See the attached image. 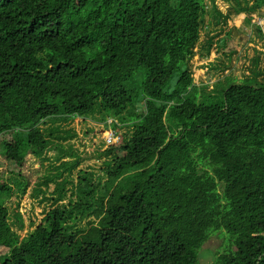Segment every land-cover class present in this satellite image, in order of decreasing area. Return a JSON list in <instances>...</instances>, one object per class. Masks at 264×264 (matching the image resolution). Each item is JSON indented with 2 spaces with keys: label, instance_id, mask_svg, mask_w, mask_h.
<instances>
[{
  "label": "trees",
  "instance_id": "obj_1",
  "mask_svg": "<svg viewBox=\"0 0 264 264\" xmlns=\"http://www.w3.org/2000/svg\"><path fill=\"white\" fill-rule=\"evenodd\" d=\"M205 13L204 0H0L3 160L21 171L43 156L46 120L133 122L109 147L120 156L88 230L55 207L20 241L0 199V264H197L221 230L235 250L214 264H264V84L200 100L187 64ZM217 46L237 48L229 35Z\"/></svg>",
  "mask_w": 264,
  "mask_h": 264
},
{
  "label": "rangeland",
  "instance_id": "obj_2",
  "mask_svg": "<svg viewBox=\"0 0 264 264\" xmlns=\"http://www.w3.org/2000/svg\"><path fill=\"white\" fill-rule=\"evenodd\" d=\"M204 4L199 42L187 64L200 100L218 96L231 84H264V37L257 30L260 27L264 34V14L248 9L246 0H204ZM227 35L237 45L230 57L217 46ZM144 111V106L139 105L137 115L141 117ZM123 118L125 122L121 123L120 117L97 110L91 116L62 124L46 120L41 128L50 147L41 157L30 154L21 171L0 155V182L11 190L0 199L20 241L43 225L46 214L55 207L63 213L65 225L75 230H88L97 221L88 216L100 209L99 200L107 191L105 170L120 156L117 148L111 151L109 147L118 142L119 136L129 137L133 131V122L126 114ZM111 135L114 137L109 143ZM25 184V192L20 193ZM78 202L83 207L74 208ZM232 250L235 242L230 235L216 231L200 250L197 264H214L218 256Z\"/></svg>",
  "mask_w": 264,
  "mask_h": 264
},
{
  "label": "crops",
  "instance_id": "obj_3",
  "mask_svg": "<svg viewBox=\"0 0 264 264\" xmlns=\"http://www.w3.org/2000/svg\"><path fill=\"white\" fill-rule=\"evenodd\" d=\"M246 5H248L249 7L260 5L261 8L256 11L264 14V0H246Z\"/></svg>",
  "mask_w": 264,
  "mask_h": 264
},
{
  "label": "built area",
  "instance_id": "obj_4",
  "mask_svg": "<svg viewBox=\"0 0 264 264\" xmlns=\"http://www.w3.org/2000/svg\"><path fill=\"white\" fill-rule=\"evenodd\" d=\"M114 135H111L110 139H108V142L110 143L113 139ZM114 144V143H113ZM112 145V144H111Z\"/></svg>",
  "mask_w": 264,
  "mask_h": 264
}]
</instances>
